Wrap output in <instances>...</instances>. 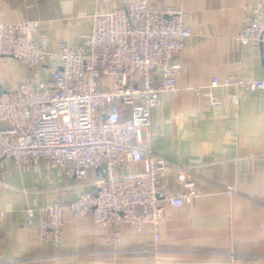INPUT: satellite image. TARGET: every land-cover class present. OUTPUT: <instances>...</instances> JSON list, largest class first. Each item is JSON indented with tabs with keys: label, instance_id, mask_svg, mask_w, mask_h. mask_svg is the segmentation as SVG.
<instances>
[{
	"label": "crops",
	"instance_id": "crops-1",
	"mask_svg": "<svg viewBox=\"0 0 264 264\" xmlns=\"http://www.w3.org/2000/svg\"><path fill=\"white\" fill-rule=\"evenodd\" d=\"M107 1L102 12L135 1L173 9L192 31L172 59L176 87L188 90L159 97L151 116L156 127L145 145L170 166L186 169L182 174L197 196L190 205L172 207L168 198L184 187L169 173L159 180V240L149 225L141 233L123 226L115 234L110 227H96L89 214L76 218L66 209L93 190L102 170L88 169L85 178L76 179L36 159L28 171L3 176L0 264H264V90L210 87L213 79L264 77L261 46L239 40L253 0ZM259 1L264 8V0ZM95 9V0H0V22L38 21L35 38L46 37L50 49L60 44L78 49ZM50 68L28 69L0 58L1 91L50 80ZM194 88H200L199 95ZM235 95L238 102L232 104ZM211 96L219 99L220 108L210 105ZM9 165L3 162L4 168ZM142 169V163L125 161L118 175ZM55 202L65 207L63 234L58 241L40 239L36 228L27 225L26 210ZM114 236L117 243L111 242Z\"/></svg>",
	"mask_w": 264,
	"mask_h": 264
},
{
	"label": "built area",
	"instance_id": "built-area-1",
	"mask_svg": "<svg viewBox=\"0 0 264 264\" xmlns=\"http://www.w3.org/2000/svg\"><path fill=\"white\" fill-rule=\"evenodd\" d=\"M95 4L89 31L78 49L66 44L50 49L46 37L35 38L38 21L0 22V58L28 69L51 67L50 80L21 83L0 95V185L5 174L26 172L36 159L76 179L85 178L88 169L102 170L93 190L71 203L68 212L76 218L89 214L96 227H110L115 234L123 226L141 233L149 225L158 241L163 219L159 180L175 173L183 184L182 193L168 198L174 208L190 205L197 196L193 183L182 174L186 169L170 166L145 145L156 127L151 116L159 97L188 90L176 87L172 59L192 31L178 11L146 1L104 12L100 7L107 8V0ZM239 40L258 43L264 58V8L259 0H253ZM106 78L112 83L104 89ZM229 86L247 92L264 90V77L259 81L228 77L210 84ZM190 90L199 95L200 88ZM237 102L235 95L232 104ZM209 103L221 107L214 96ZM4 161L10 163L8 168ZM125 161L142 163V171L118 175ZM64 213L58 202L27 209V225L36 228L40 239L58 241ZM3 217L0 211V231ZM111 242L117 243V237Z\"/></svg>",
	"mask_w": 264,
	"mask_h": 264
},
{
	"label": "rangeland",
	"instance_id": "rangeland-1",
	"mask_svg": "<svg viewBox=\"0 0 264 264\" xmlns=\"http://www.w3.org/2000/svg\"><path fill=\"white\" fill-rule=\"evenodd\" d=\"M111 83H112V78H106V79L102 80V85H103L104 89L106 87H109L111 85Z\"/></svg>",
	"mask_w": 264,
	"mask_h": 264
},
{
	"label": "water",
	"instance_id": "water-1",
	"mask_svg": "<svg viewBox=\"0 0 264 264\" xmlns=\"http://www.w3.org/2000/svg\"><path fill=\"white\" fill-rule=\"evenodd\" d=\"M2 94L1 88H0V95Z\"/></svg>",
	"mask_w": 264,
	"mask_h": 264
}]
</instances>
